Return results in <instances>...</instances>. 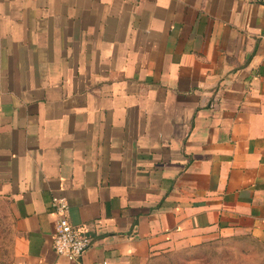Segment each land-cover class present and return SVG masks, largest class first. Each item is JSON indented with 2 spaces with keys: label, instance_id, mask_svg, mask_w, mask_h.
<instances>
[{
  "label": "crops",
  "instance_id": "crops-1",
  "mask_svg": "<svg viewBox=\"0 0 264 264\" xmlns=\"http://www.w3.org/2000/svg\"><path fill=\"white\" fill-rule=\"evenodd\" d=\"M54 197L78 260L51 248ZM0 232V264L217 235L264 264V0H0Z\"/></svg>",
  "mask_w": 264,
  "mask_h": 264
},
{
  "label": "rangeland",
  "instance_id": "rangeland-1",
  "mask_svg": "<svg viewBox=\"0 0 264 264\" xmlns=\"http://www.w3.org/2000/svg\"><path fill=\"white\" fill-rule=\"evenodd\" d=\"M1 235L2 232L0 238ZM4 254L6 249L0 241V257ZM257 256V250L247 239L217 235L198 244L159 251L147 264H257Z\"/></svg>",
  "mask_w": 264,
  "mask_h": 264
},
{
  "label": "built area",
  "instance_id": "built-area-1",
  "mask_svg": "<svg viewBox=\"0 0 264 264\" xmlns=\"http://www.w3.org/2000/svg\"><path fill=\"white\" fill-rule=\"evenodd\" d=\"M51 207L55 214L51 232L53 252L68 261L80 259L90 245V238L81 227L69 222L67 202L64 198H52Z\"/></svg>",
  "mask_w": 264,
  "mask_h": 264
}]
</instances>
